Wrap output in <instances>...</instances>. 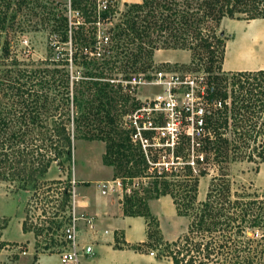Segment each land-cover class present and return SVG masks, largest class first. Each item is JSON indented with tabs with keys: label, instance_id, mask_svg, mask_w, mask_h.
Returning a JSON list of instances; mask_svg holds the SVG:
<instances>
[{
	"label": "trees",
	"instance_id": "trees-1",
	"mask_svg": "<svg viewBox=\"0 0 264 264\" xmlns=\"http://www.w3.org/2000/svg\"><path fill=\"white\" fill-rule=\"evenodd\" d=\"M14 1L25 3V0H0V43L3 30L9 24L7 13ZM181 1L180 4L178 0H143L141 4H129L128 11L124 10L119 15L133 19H123L117 23L114 9L107 10L99 18L88 8L89 0H72V9L80 12L79 25H71L68 16L64 14L66 23L60 25L59 29L65 27L66 34L68 30H81L78 35L84 34L85 30L90 38L88 46L84 48L79 44V39L85 35L74 39L73 61L82 68L78 72L81 80L87 81L82 82L84 91L81 93L87 98L85 110L82 109L85 106H79L76 95L71 98L75 92V80L69 79L68 58L52 62L58 68L31 71L23 69L17 58L12 59L10 68L4 71L6 75L1 76L0 73V180L19 183L23 190L31 187L37 191L61 183V180L43 182L53 165L65 172L70 180V164L73 160L71 123L78 130L83 124L91 126L95 122H105L109 125L107 130L99 128V134L89 136L90 139L97 138L106 143L105 161L116 164L121 170L122 166L131 162L141 164L143 158L119 126L123 116L138 105L128 95L127 87L121 81H130L152 70L157 50H195L193 42L189 41L194 38L200 41L198 47L201 46L200 49L209 53L210 59L205 71L210 73V78L217 86L216 95L223 101L230 98V105L224 104L217 116L209 120V126L215 131V139L205 143L206 159L209 161L212 155L216 159L219 154L227 157L230 147L239 150L242 146L234 144L236 140L228 136L231 132L235 137H240L243 124L247 126L244 131L255 129L256 133L263 135L264 70L231 72L230 77L219 75L227 39L218 38L214 44L210 36H203V30L197 24L202 18H211L217 22L224 18L263 19L264 0H202L195 6L196 10L192 8L190 0ZM138 11L140 14L132 15ZM98 22L101 27L112 26L102 34ZM193 30L194 38L189 37ZM105 37H108L107 42H104ZM67 39L68 36L64 38L65 41ZM99 42L100 50L97 49ZM2 48L4 55L9 57L7 44ZM120 74H125V79L120 78ZM86 83L89 84L86 86ZM4 86L7 91L2 92ZM71 104L79 109V114L72 118L69 116ZM253 142L257 144L256 136ZM254 157L264 162L263 143L249 152L248 159ZM207 174L202 171L200 176L188 174L185 178L163 180L161 189L159 181H155L150 191L156 196L170 194L178 214L183 215L181 210L186 212L188 209L181 208V204L177 203L176 193H181L180 197L184 200L191 194L187 205L194 203L198 196L199 179ZM223 177L212 178L200 208H194L196 212L187 234L173 243L178 249L172 252V264H264V232L258 234L264 228V195L254 193V197L243 198L239 194V197L231 200V189L225 180H221ZM67 183L62 211L70 204L67 190L71 183ZM234 195H237V191ZM126 202L123 208L126 216H143L137 210L138 204L142 203L141 199L135 195L133 199H126ZM192 207L195 206L192 204ZM7 225L8 222H3L1 231ZM58 228L61 226L58 225ZM22 229L24 233L29 231L26 222ZM249 232L252 236H248ZM181 240L185 241L182 247L179 246ZM6 245L0 238V251Z\"/></svg>",
	"mask_w": 264,
	"mask_h": 264
},
{
	"label": "rangeland",
	"instance_id": "rangeland-1",
	"mask_svg": "<svg viewBox=\"0 0 264 264\" xmlns=\"http://www.w3.org/2000/svg\"><path fill=\"white\" fill-rule=\"evenodd\" d=\"M124 1L126 0H114L117 8L122 12L124 10L126 12L128 11L129 4L133 5L142 3V1L140 3H128L127 1ZM178 2L180 4L182 3L181 0H178ZM190 2L192 3L191 5H193L192 8L196 10L195 6L202 2V0H190ZM14 3L12 4L11 10L7 13L9 24H7L8 26L3 30L4 32L0 43L1 76L6 75L4 71L10 68L9 63L12 62V59L17 58L21 62L23 69L31 71L46 68H58L56 65L57 61L60 58H68L67 69L69 70V79L71 81L75 80L73 83L75 92L72 94L71 98L76 95V100L79 106L80 104L85 106L82 108L85 110L87 98L82 96L81 93L84 91L82 82L87 81H85V79L81 80L82 78L78 72L82 68L75 65L73 61V54L75 53L74 39L76 36H80L81 38L82 35H85L82 37L83 40L79 39V44L84 48L85 46H88L90 38L86 35L87 32L85 30L83 32L84 34L80 33L78 35V32L81 30H68V34H66L65 27L59 29L60 25L62 26V24L66 23V17L64 14L68 16L71 25H79L78 22H80L81 19L79 20L74 11H72L73 13L70 12L72 1L25 0V3H17L16 1H14ZM134 14L140 13L138 11V13H133L132 15ZM142 15H144V13H142ZM12 17H15V19H12ZM115 18V22L117 23L123 19H133V17L127 15L124 17L117 15ZM254 21H256V23ZM260 23L264 26V18L260 20ZM260 23L257 19L253 21L251 20L250 22V20L224 18L222 21L217 22L211 18H202L201 22L197 25L203 30V36H210V41L214 44H216L215 42L218 38L227 39L226 45L230 44L228 45V59L225 66L229 67L232 65L233 61L235 62L236 60L243 58H246V63L250 65L252 63L251 58L256 57L255 54L259 57L261 56V48L259 47L257 49H252L253 51L251 50L249 55H244V57L235 56V58H233L234 55L232 54V51L235 50L236 39L238 40V32L242 33V30L237 31V29L242 27V24L244 25L243 27L250 26L256 30L258 29L262 34L264 41V31L260 27ZM111 26L112 25L102 26V34L107 32L108 28ZM194 32V30L191 31V33L189 32V37L194 38ZM66 36H68V39L65 41L64 38H66ZM189 41L193 42L192 45L195 46V50L160 49L155 51L152 63L154 69L151 68L152 70L139 75V77L143 75L149 76V74L153 73L155 69H167L189 74H195L202 70H207L208 60L210 59L209 53L204 49H200L201 46L198 47L200 44L199 40L196 41L194 38L193 40L189 39ZM5 43L8 46L7 49L10 50L9 57H6L3 53L2 46ZM157 52L158 58L155 57ZM165 55H172V57H170L169 60L164 61ZM221 74L229 75V77L231 74V71L224 70V62L222 64V71L219 75ZM119 77L125 79L126 75L120 74ZM139 77L136 76L130 81L138 80ZM130 81L122 80L121 83L126 87V83ZM88 84L89 83H86L85 85L87 86ZM1 90L2 92L7 91V87L4 86ZM228 90H231V86L228 87ZM153 91L154 90L151 91L148 86L141 85L136 88L134 100H141L144 96L149 95ZM1 98L2 97H0V100ZM75 106V104L70 105L69 116L71 118L79 114V109ZM242 126L244 129H242L240 137H235L231 132L228 136L231 139L234 138L236 140V143L234 144L242 146L239 150L238 148L234 150L230 147L227 157L219 154L215 159L212 155L209 160V165L199 167L208 168L209 172H207L208 174L206 176L199 179L197 200L192 203L195 207L191 208L192 204L187 205L190 201L191 194H188L187 199L184 200L180 197L181 193H176L177 203L181 204V208L186 207L188 209L186 212L181 210L183 215L178 214L174 199L170 194H160L156 196L154 192L150 191L153 187V182L148 185L147 190L143 193L137 192L135 194L138 199L142 200V203L138 204L137 210H140L143 215L140 217L144 218L147 223L149 244L146 253L149 255L151 252L155 253L154 256H151L155 259L153 264H172V252L177 251L178 249L173 243L180 238L183 239L187 234L189 224L194 218L193 215L196 212L194 208H200V202L204 201L212 178L217 177L216 179H218L220 176H224L221 180H225V182L228 183L227 186L231 189V192L229 193V199L231 200L239 197V194L243 196V198L247 196L254 197V193H257L259 196L264 195L262 186H259V184L253 181L255 173H257L259 169L258 164L261 163V161L260 159H257V157L250 160L248 159L249 152L255 146L257 147L259 144H264V134L261 135L260 133H256L257 130L255 129L244 131L247 130V126L244 124ZM106 127L108 129L109 125L105 122H95L91 126L83 124L80 129L76 130L75 125L71 123L70 131L73 139V160L70 164V180L67 179L65 172L63 173L57 165H53L48 175L43 179V182L61 180V183L53 185L52 188L46 189L50 191L45 190L47 186L38 189L37 191H34L31 187L28 190H23L20 188L19 183L0 180V228L3 222H8L7 231L4 235L5 239L12 242H21L20 240L23 238L19 222L21 221V218H24L23 223H27V229L29 230L27 233L32 234L34 237V245L36 249L48 253H59L61 246L56 242L55 237L58 236V234H61L58 225L62 226L65 223L63 222L65 219L55 218V220H53V218L55 214L61 215V204L64 200V193H61L65 192L63 191L64 188L65 190L68 188L67 181H70L71 183V181L76 180L77 193V187L79 185L86 187L90 186L91 188L89 191L91 192L93 191L94 186L98 183L96 181L111 180L112 178L120 176L122 173L126 174L129 170L128 164V166H122L123 169L121 170L116 164L107 163V160L105 161L104 158L107 152L106 143L97 138L90 139L89 136H91V134H99V128L106 129ZM255 136L257 137V144L253 142ZM238 145L234 146L238 147ZM79 181H81V183ZM161 185L163 184L159 181L160 189L162 188ZM235 191H237L236 196L234 195ZM135 195L132 193L124 197V200H122L123 208L126 199H133V196ZM69 209L70 204L65 207L64 211L67 212ZM65 214L66 217L67 213ZM53 222L55 224H53ZM50 226L51 228L48 229ZM39 230L40 233L37 234ZM263 232L264 228L260 230L258 234H262ZM2 233L3 230L1 231L0 229V238ZM248 236H252L251 232H249ZM184 243L185 241L181 240L179 246L182 247ZM7 246L8 247L5 246L4 248L6 252H2L0 264H7V260H12V258L17 259L19 256V251H17L15 243H7ZM21 246L24 248L21 247L18 250H25L26 245L22 244ZM31 261L32 259L30 256L23 257L21 264H30ZM46 262L48 264H61L55 255L48 257Z\"/></svg>",
	"mask_w": 264,
	"mask_h": 264
},
{
	"label": "built area",
	"instance_id": "built-area-1",
	"mask_svg": "<svg viewBox=\"0 0 264 264\" xmlns=\"http://www.w3.org/2000/svg\"><path fill=\"white\" fill-rule=\"evenodd\" d=\"M88 8L99 18L109 9H114L115 17L122 12L114 0H89ZM72 11L80 20V12L71 8ZM97 25L101 27L100 22ZM104 40L107 42L108 37ZM100 47L101 42L97 49L100 50ZM141 85L154 91L136 100L138 105L123 116L119 126L128 135L143 162H131L126 174L98 184L102 194L117 195L121 200L132 193H143L151 182L185 178L188 174L200 176L202 171L209 172L208 168H199L209 165L204 147L207 140L215 139V131L209 126V120L217 116L224 104L230 105V98L223 101L216 95L217 86L205 70L189 74L155 69L149 76L143 75L138 80L127 82L128 95L135 98L136 88ZM76 185V180L71 181V187L67 190L70 209L67 212L59 210L61 215L55 214L53 218L65 219L60 228L61 234L55 237L61 246V264H80L81 255H94L91 244L80 246L78 240ZM48 188L52 186L45 190ZM90 229L93 230V226ZM22 254L25 255L26 251L22 250ZM154 255V252L150 253V256Z\"/></svg>",
	"mask_w": 264,
	"mask_h": 264
},
{
	"label": "crops",
	"instance_id": "crops-1",
	"mask_svg": "<svg viewBox=\"0 0 264 264\" xmlns=\"http://www.w3.org/2000/svg\"><path fill=\"white\" fill-rule=\"evenodd\" d=\"M126 1L128 3H140L143 0ZM257 20H259L260 23L262 19ZM241 26L244 25L242 24ZM260 27L264 31L262 23H260ZM228 45L225 46V61L223 60L225 71L243 72L264 70V41L261 43V56L259 57L257 54L255 58L252 56V63L250 65L246 63V58H243L235 62L233 61L234 63L232 62L231 66L226 67ZM157 55L158 52L155 54V57L158 58ZM170 57H172V55H165L164 61L169 60ZM258 167L259 169L257 173H255L253 181L259 184V186H262L264 190V162L259 163ZM79 182L81 183V181ZM96 182L98 183L94 186L95 190L93 189L91 192L89 191L91 188L90 186L86 187L79 185L77 187L78 193L75 199V213L78 217V240L80 246L91 244L94 249V255L92 257L84 255L79 257L80 264H153L155 259L146 253L149 244V234L145 219L140 216H126L120 197L117 195L102 194L101 188L98 186L101 181ZM20 220L19 225L23 238L20 240L21 242H12L5 239L4 235L7 228L3 230L1 236V241L8 244L15 243L17 251H19L18 258L7 260V264H21L23 257L29 256L32 259L30 264H48L46 262L47 258L52 255L57 256L59 259L58 252L48 253L46 251L37 250L34 245V237L32 234H24L22 230L24 218ZM91 226H93V230L90 229ZM22 244L26 245L25 251L27 253L25 255L22 254L23 249L18 250L21 247L24 248L21 246ZM6 247L8 246L6 245ZM2 252L4 253L6 250L3 249L1 251L0 259Z\"/></svg>",
	"mask_w": 264,
	"mask_h": 264
},
{
	"label": "bare ground",
	"instance_id": "bare-ground-1",
	"mask_svg": "<svg viewBox=\"0 0 264 264\" xmlns=\"http://www.w3.org/2000/svg\"><path fill=\"white\" fill-rule=\"evenodd\" d=\"M250 22H251V20H250ZM254 22L256 23V21H254ZM239 30H242V33L238 32V40L236 39L235 50L232 51V54L234 55L233 58H235V56L244 57V55H249V52L252 49H257L258 47L261 48V46H262L261 42L263 41V36L258 31V29L256 30L250 26H248V27L242 26V27H239L237 29V31H239Z\"/></svg>",
	"mask_w": 264,
	"mask_h": 264
}]
</instances>
